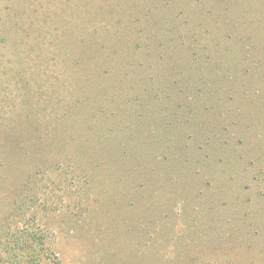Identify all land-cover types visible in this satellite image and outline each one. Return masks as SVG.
<instances>
[{"label":"rangeland","instance_id":"rangeland-1","mask_svg":"<svg viewBox=\"0 0 264 264\" xmlns=\"http://www.w3.org/2000/svg\"><path fill=\"white\" fill-rule=\"evenodd\" d=\"M39 1L27 35L0 0V223L22 201L62 264H264V0H133L105 62L106 0Z\"/></svg>","mask_w":264,"mask_h":264},{"label":"trees","instance_id":"trees-1","mask_svg":"<svg viewBox=\"0 0 264 264\" xmlns=\"http://www.w3.org/2000/svg\"><path fill=\"white\" fill-rule=\"evenodd\" d=\"M133 0H106L99 5L100 10L102 11L101 15L104 14L103 9L105 6L110 8V19L103 18L104 20L102 26L105 28L104 35H100L101 32L97 26L94 27L93 32L90 33L89 44H90V54L89 57L92 60H102L112 61L123 56L120 53V50L115 44H121L125 47H128L129 51H136L142 45L140 44L139 33H145V30H139L136 27L135 15L136 12L132 10L130 4ZM70 2V0L68 1ZM24 9L16 13V17L13 18L11 27L16 26L21 31L25 32L27 35L29 33L30 26L28 21H25L23 14L29 12V16L33 17L30 23L34 21H39V10H40V1L39 0H23ZM79 4V3H77ZM73 11L75 9L76 3H71ZM33 15V16H32ZM100 15L94 13L92 18L94 20L98 19ZM129 17L132 20V26H128L126 21H123V18ZM0 27V31L9 29V20L8 25L6 23ZM72 20L67 24H71ZM93 25H97L94 24ZM28 28V29H27ZM58 26L54 28V31H58ZM41 28H38L37 31L40 32ZM74 31H72L73 33ZM242 33V32H241ZM149 37H152V34L149 32L147 34ZM49 36V37H48ZM244 39V36H241ZM4 39V37H2ZM43 42H48L46 44L53 45L55 47L61 46L63 48V55L68 58H77L81 57L79 55L85 54L86 46L83 43L86 41L84 38L80 39V44L82 45L81 53L78 54V50H74L71 42L69 40L63 39L59 36H53L51 30L45 32L42 35ZM145 52L148 55H152L153 48L150 45H145ZM47 51V50H46ZM50 52V51H49ZM139 175V174H138ZM140 176V175H139ZM24 204L22 201H17L14 211L13 219H10L9 222L0 223V264H62V261L57 254V252L51 247L49 242V235L42 230L40 225L35 223V220L28 219L24 221L23 225L13 227L17 221L21 223V219L18 220V215L20 212H23Z\"/></svg>","mask_w":264,"mask_h":264}]
</instances>
